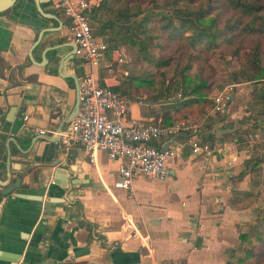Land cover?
Wrapping results in <instances>:
<instances>
[{"label":"crops","instance_id":"1","mask_svg":"<svg viewBox=\"0 0 264 264\" xmlns=\"http://www.w3.org/2000/svg\"><path fill=\"white\" fill-rule=\"evenodd\" d=\"M57 1L41 4L46 17L37 12L34 0H17L0 12V181L5 182L10 169L12 177L20 176L21 184L28 185L17 192L41 197L9 196L0 202V250L19 255L14 263L0 264H239L234 259L240 235L260 208L251 171L258 146L249 147L244 136L248 127L264 131V90L250 89L249 74L245 79L232 75L234 94L226 112L182 114L202 123L209 152L193 153L189 145L182 146L185 135H177L164 143L181 145L167 159V179L139 176L130 190L116 188L119 160L99 152L91 164L79 146L65 150L60 141L40 137V129L56 131L75 104L74 80L64 75L78 80L92 71L130 99V117L136 119L172 116L181 95L175 99L180 93L169 86L140 84L141 66L134 65L127 43L109 42L92 25L93 33L108 44L107 51L95 67L74 57L60 71V60L70 50L65 44L71 41L68 21L53 8ZM42 28L55 31L43 34L30 55ZM55 44L60 45L55 57L50 59V51L41 60L43 49ZM118 49L126 56L122 63L115 61ZM216 89L208 90L209 101ZM233 128L216 136L218 129ZM232 150L237 161L227 168ZM57 158L68 164L77 184L61 188L53 182L55 166L49 164ZM134 231L136 237L130 235Z\"/></svg>","mask_w":264,"mask_h":264},{"label":"built area","instance_id":"2","mask_svg":"<svg viewBox=\"0 0 264 264\" xmlns=\"http://www.w3.org/2000/svg\"><path fill=\"white\" fill-rule=\"evenodd\" d=\"M95 0H58L53 4L69 23L70 41L76 46L74 57L91 68L95 67L101 55L107 51L108 44L93 33L89 12ZM126 60L121 50L115 51V61ZM234 85L229 84L211 98V104L205 116H215L226 112L232 102ZM79 110L60 132L59 141L67 150L79 146L86 153L91 164L96 163L97 154L104 152L109 159L119 160V176L114 187L130 190L135 178L165 180L169 177L167 159L175 156L181 145L176 144L162 150L166 141H172L177 135H185L182 144L189 145L193 153L209 152L202 123L193 119H175L166 123L162 118L144 120L130 117V99L119 91L102 83L99 76L89 71L78 78ZM180 94L178 95V97ZM27 118H25L26 120ZM56 133V131H49ZM40 129L39 134H48ZM259 139L258 132L245 134L244 140L249 145ZM171 143V142H170ZM237 161L235 150L226 162L231 167ZM132 228L130 222L125 230ZM136 237L137 233L130 234ZM148 246L147 238H142Z\"/></svg>","mask_w":264,"mask_h":264},{"label":"rangeland","instance_id":"3","mask_svg":"<svg viewBox=\"0 0 264 264\" xmlns=\"http://www.w3.org/2000/svg\"><path fill=\"white\" fill-rule=\"evenodd\" d=\"M95 1L98 4L100 0ZM137 9L142 13L136 15ZM196 10V4H189L186 1L155 0L148 2V0H144L137 6L133 0H106L105 6L99 8L97 13L92 16L95 21H90L94 32H105L106 40L109 42L119 39L127 43L134 65L141 66L140 79L153 82L152 85H145L146 87L154 86L155 89H158L169 86L172 93L176 94L183 92V81L206 79L208 90H211L214 85L218 89L212 95L213 97L227 85L232 84V75H236V78L239 79H245V76L249 74L253 79L248 84L250 89L253 91L264 90V80L262 82L257 80L258 77H264V46L258 53H255L256 50H253L249 43L251 41L248 38L249 35L245 36L242 43H238V38L234 39V43L230 45L208 51L201 48L173 53L172 49L168 48L165 53L161 52L155 33L148 32L147 28L156 20L160 22L154 25L170 22L174 26H179L182 21L189 20L185 22L184 31L186 35L193 34L196 32L194 26ZM207 23L208 19H205L197 25H207ZM211 33H214L213 29H211ZM169 56L173 57L168 62L166 58ZM187 56L192 59H187ZM187 61L189 66L185 65ZM259 82L262 84L257 85ZM177 98L180 96L175 99ZM210 102L205 106V112L210 106ZM251 129L252 127H248L245 134L254 131L259 133V139L253 143V146L258 147L253 154V161L256 162V165L251 171L260 208L255 209V222L247 224L245 228V232L251 235L253 243L243 240L234 260L239 264H264V245L261 246L253 236L260 234L264 237V131H258L254 127V130ZM248 252L249 254H247Z\"/></svg>","mask_w":264,"mask_h":264},{"label":"trees","instance_id":"4","mask_svg":"<svg viewBox=\"0 0 264 264\" xmlns=\"http://www.w3.org/2000/svg\"><path fill=\"white\" fill-rule=\"evenodd\" d=\"M106 0H100L97 5H93L89 15L94 16L99 8L105 6ZM144 0H138L133 2L139 6ZM155 0H148V2H154ZM186 1L189 4H196L197 10L196 22L194 26L196 32L190 35H186L184 31L185 20L181 22V25L174 26L169 23H162L161 25H154L159 20H156L150 25L148 32L155 33V37L158 39L161 52L165 53L168 48H171V52L180 51H192L203 49L205 51L213 50L224 45H230L234 43V39H238V43H242L245 36H248L251 41V47L258 53L264 46V0H175ZM141 10L137 9L136 15H139ZM188 19V18H186ZM208 19L207 25L197 23ZM213 29L214 33H211ZM257 35V36H256ZM260 35V36H258ZM255 37V38H254ZM264 48V47H263ZM173 56H169L172 59ZM187 59L192 57L187 56ZM197 60L198 58H194ZM188 60V61H189ZM187 63L186 66H189ZM191 81V82H190ZM142 85H152V81L140 80ZM193 82V83H192ZM183 92L180 93L181 99L176 100L173 105L174 114L167 117L164 121L170 122L173 119H181L183 113L199 115L204 112L205 106L209 102L207 98L208 82L206 79L200 81L187 80L183 81ZM254 165V164H253ZM247 170L242 172L244 175ZM260 245H264V237L260 234L253 235ZM241 240L249 241L253 243L251 235L245 233L240 235ZM264 247V246H263ZM249 254V252L247 253Z\"/></svg>","mask_w":264,"mask_h":264},{"label":"water","instance_id":"5","mask_svg":"<svg viewBox=\"0 0 264 264\" xmlns=\"http://www.w3.org/2000/svg\"><path fill=\"white\" fill-rule=\"evenodd\" d=\"M47 1L48 0H34L37 12L43 17H46L47 13H45L42 10L41 4H43ZM16 2H17V0H0V12H4V11L10 9ZM53 31H55V30H53L52 28H42L39 31L36 42L33 45V47L31 48L29 54L31 55V53L33 52V49L37 46L38 41L43 36V34H45L46 32H53ZM59 46L60 45L55 44V45H51L47 48H44L43 49V57L41 60H43L45 58L44 55L50 51L53 52L52 57L50 58L52 60L56 55V51L60 48ZM65 46L68 47L70 50H69L68 54L63 56L60 60V71H65L66 63L74 58V53L76 50V46L72 42H68L67 44H65ZM46 62H47V60H46ZM64 76L65 77H71L74 80L75 90H76V100H75V104H74L70 114L63 119L61 125L57 128L55 136H53V134L52 135H48V134L41 135L40 134L41 138H44V139L49 140V141H59L60 132L68 126L70 121L73 119V117L77 114V112L79 110L78 80L74 74H65ZM232 130H234V128L233 129H218L216 131V136L218 137L221 134L229 133ZM161 149L162 150L167 149V145H163ZM59 161L60 160L57 158L56 161L52 162V164H49V166H55V170H54V172H55L54 177L55 178H54L53 182L55 184H57L58 186H60L61 188H67V187H71L74 184H77V182L75 181V178H73V176H72V170L69 168L68 164L67 163H59ZM7 174L8 175L6 177L5 182L0 181V202L1 201H2V203L5 202V200H3V199H5L9 196L10 197H17V198L31 199V200H40L41 199L40 196H34V195H30V194L17 192L16 190H19V189H27L28 185L27 184H21L22 178L20 176H18L16 178L12 177L10 169L7 170ZM51 201L62 202V201H64V198L63 197H61V198L51 197ZM18 256L19 255L17 253H10V252L0 250V260H6V261L14 263Z\"/></svg>","mask_w":264,"mask_h":264}]
</instances>
